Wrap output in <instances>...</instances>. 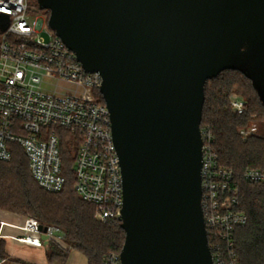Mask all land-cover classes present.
I'll return each instance as SVG.
<instances>
[{
  "label": "water",
  "instance_id": "obj_1",
  "mask_svg": "<svg viewBox=\"0 0 264 264\" xmlns=\"http://www.w3.org/2000/svg\"><path fill=\"white\" fill-rule=\"evenodd\" d=\"M37 4L83 69L102 78L122 174L121 264H212L201 206L204 88L236 71L264 104V0Z\"/></svg>",
  "mask_w": 264,
  "mask_h": 264
},
{
  "label": "built area",
  "instance_id": "obj_2",
  "mask_svg": "<svg viewBox=\"0 0 264 264\" xmlns=\"http://www.w3.org/2000/svg\"><path fill=\"white\" fill-rule=\"evenodd\" d=\"M1 20L7 27L0 28V162H10L11 145H18L37 186L47 193H60L66 183L61 146L69 139L75 148L71 165L74 192L94 206L95 220L119 221L122 174L109 111L96 97L100 74L83 69L75 54L48 28V19L36 13L32 0H0ZM228 100L236 115L246 114L244 98L230 94ZM257 133L256 123L238 130L243 139ZM201 138V206L212 264H240L234 231L246 225L247 217L240 210L235 172L219 165L209 127L201 129ZM241 177L264 184L261 169L246 168ZM20 229L25 234L21 242L35 246L41 243L31 235L43 233L55 242L64 239L59 228L43 226L32 217ZM104 263L121 264L119 255L112 253Z\"/></svg>",
  "mask_w": 264,
  "mask_h": 264
},
{
  "label": "trees",
  "instance_id": "obj_3",
  "mask_svg": "<svg viewBox=\"0 0 264 264\" xmlns=\"http://www.w3.org/2000/svg\"><path fill=\"white\" fill-rule=\"evenodd\" d=\"M42 12L48 19L49 12ZM234 88L246 101L243 116L236 115L229 106L228 97ZM204 95L200 129H211L219 165L234 170L240 210L247 217L246 225L234 231L236 255L240 264H264V184L249 183L241 177L246 168L264 170V104L250 81L236 71H224L207 81ZM96 97L105 104L100 92H96ZM254 121L258 133L243 139L238 130ZM68 140L61 146L66 183L56 194L44 192L37 186L23 150L11 145V161L0 162V213L34 217L43 226L59 228L64 239L51 241L46 251L52 264H66L71 250L80 253L87 264H105L104 259L109 254L119 255L125 233L119 221L95 220L94 206L80 200L74 192L71 165L75 148ZM1 245L0 242V259H3Z\"/></svg>",
  "mask_w": 264,
  "mask_h": 264
},
{
  "label": "crops",
  "instance_id": "obj_4",
  "mask_svg": "<svg viewBox=\"0 0 264 264\" xmlns=\"http://www.w3.org/2000/svg\"><path fill=\"white\" fill-rule=\"evenodd\" d=\"M24 220L12 217L0 218L1 234L4 236L0 238L1 248L3 252V264H52L46 257L49 243L43 233L38 235H31V239L40 242V246H35L30 243L21 242V238L25 234L21 231V226ZM66 264H87L86 259L77 251L71 250L68 254Z\"/></svg>",
  "mask_w": 264,
  "mask_h": 264
},
{
  "label": "rangeland",
  "instance_id": "obj_5",
  "mask_svg": "<svg viewBox=\"0 0 264 264\" xmlns=\"http://www.w3.org/2000/svg\"><path fill=\"white\" fill-rule=\"evenodd\" d=\"M32 3H33V7L35 8L36 13L40 14V16H42V17H46V14L44 12H42V10H40L38 8L37 0H34ZM230 94H236V95L241 96L243 98V96L240 93L237 92L236 88H234V90ZM252 123H256V121H254ZM259 133H262L261 130H259ZM5 216L6 217L16 218V219H21V220H25L26 218H29V216H21V215H17V214H13V213H8V212H1L0 213V218H3Z\"/></svg>",
  "mask_w": 264,
  "mask_h": 264
}]
</instances>
